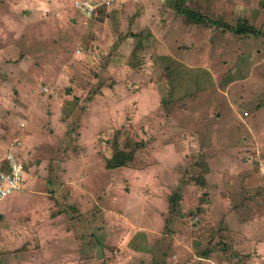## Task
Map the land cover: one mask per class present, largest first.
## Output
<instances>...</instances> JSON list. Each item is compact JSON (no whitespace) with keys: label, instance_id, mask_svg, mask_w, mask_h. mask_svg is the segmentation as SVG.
Instances as JSON below:
<instances>
[{"label":"rangeland","instance_id":"1","mask_svg":"<svg viewBox=\"0 0 264 264\" xmlns=\"http://www.w3.org/2000/svg\"><path fill=\"white\" fill-rule=\"evenodd\" d=\"M178 1L0 0V264H264V0Z\"/></svg>","mask_w":264,"mask_h":264},{"label":"built area","instance_id":"2","mask_svg":"<svg viewBox=\"0 0 264 264\" xmlns=\"http://www.w3.org/2000/svg\"><path fill=\"white\" fill-rule=\"evenodd\" d=\"M79 6H81L82 10H88L90 12L89 15L98 7L96 4H90L88 2H84ZM4 166V169L0 170V200L24 188V174L27 169L26 164L20 160L19 155L14 151H10L7 154Z\"/></svg>","mask_w":264,"mask_h":264},{"label":"trees","instance_id":"3","mask_svg":"<svg viewBox=\"0 0 264 264\" xmlns=\"http://www.w3.org/2000/svg\"><path fill=\"white\" fill-rule=\"evenodd\" d=\"M176 11L178 14L184 16L186 20L190 24L200 25V24H210L217 27H224L225 25H222L218 21H213L212 19L202 15L201 13H197L190 8L187 7L185 0H182V2L178 1L176 4ZM231 29L235 34L237 35H249V34H258L256 30L253 28L247 27V26H238L236 28H228ZM9 153V152H8ZM7 153V154H8ZM20 160L23 161V159L19 156ZM134 159V157L130 156L129 153H126L124 151H117L114 153V156L107 159V168L108 169H118L121 167H125L128 162H131ZM24 162V161H23Z\"/></svg>","mask_w":264,"mask_h":264},{"label":"water","instance_id":"4","mask_svg":"<svg viewBox=\"0 0 264 264\" xmlns=\"http://www.w3.org/2000/svg\"><path fill=\"white\" fill-rule=\"evenodd\" d=\"M102 247L101 246H98V249H97V258H102L103 254H102Z\"/></svg>","mask_w":264,"mask_h":264},{"label":"crops","instance_id":"5","mask_svg":"<svg viewBox=\"0 0 264 264\" xmlns=\"http://www.w3.org/2000/svg\"><path fill=\"white\" fill-rule=\"evenodd\" d=\"M247 115V114H246ZM25 163V162H24ZM5 165V158L2 159V162H1V165H0V168L1 169H4V166Z\"/></svg>","mask_w":264,"mask_h":264}]
</instances>
